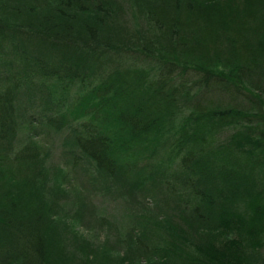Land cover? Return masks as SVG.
<instances>
[{
	"label": "trees",
	"instance_id": "1",
	"mask_svg": "<svg viewBox=\"0 0 264 264\" xmlns=\"http://www.w3.org/2000/svg\"><path fill=\"white\" fill-rule=\"evenodd\" d=\"M0 264H264V0H0Z\"/></svg>",
	"mask_w": 264,
	"mask_h": 264
},
{
	"label": "rangeland",
	"instance_id": "2",
	"mask_svg": "<svg viewBox=\"0 0 264 264\" xmlns=\"http://www.w3.org/2000/svg\"><path fill=\"white\" fill-rule=\"evenodd\" d=\"M125 2V1H124ZM124 57L129 58L131 60H136L138 62H141V59L135 58L134 55L127 54ZM124 58L118 57V60H123ZM127 59V60H129ZM116 60V57H115ZM144 62V61H142ZM76 85H72L69 89V93L67 94V98L69 101H72L75 99L76 96ZM218 96L217 92L211 91L207 92L203 95L202 98H216ZM22 97H25L22 96ZM20 100V98H19ZM24 100V99H23ZM37 108L40 107L39 105L36 106ZM31 109L28 111V114H23L20 110V108H17L15 111L18 115V121H19V128L18 132L13 139V143L16 145H20L27 139V133L26 129L22 126L26 122V118L29 117V114H32L33 112L35 114H38L40 110ZM37 111V112H36ZM46 112H49V110H45ZM33 120V123L38 125L39 117L33 116L31 117ZM26 124V123H25ZM44 126V125H43ZM46 126L43 127V130L39 132V135L32 136V139L36 141L38 144V148L42 152V156L45 159V163L49 167H55L60 166L65 169V172L67 173V176L70 178V185L64 184V187H67V190L65 192H61L63 195L60 197V200L66 199V202H69L70 197L76 196L80 192L86 193L88 200L93 203L95 206L97 205L98 208L104 212H107L108 214H118L122 210L125 209V207H129L130 209H136L131 204V201L128 200L125 201L121 196H119L115 191L112 193H107L105 196L99 195L95 189H93L92 184L89 180V177L91 174L94 173V168L90 165L89 162L85 161L83 157H78V159L73 160L72 153H70L67 148V138L71 135L70 129L67 125L63 126L60 130L55 131L53 129H50L48 132L45 129ZM77 190V191H76ZM66 207L69 206V204L65 205ZM88 214V213H87Z\"/></svg>",
	"mask_w": 264,
	"mask_h": 264
}]
</instances>
